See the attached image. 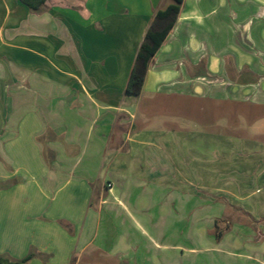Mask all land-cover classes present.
Listing matches in <instances>:
<instances>
[{
  "label": "crops",
  "instance_id": "obj_1",
  "mask_svg": "<svg viewBox=\"0 0 264 264\" xmlns=\"http://www.w3.org/2000/svg\"><path fill=\"white\" fill-rule=\"evenodd\" d=\"M169 3L47 0L34 13L0 0V83L10 76L13 93L19 81L32 93L28 147L13 150L12 172L0 164V256L177 264L180 252L197 264L202 252L172 244L162 225L177 197L191 202L197 188L207 203L264 215L244 189L264 188V0H183L140 93L127 94L136 50ZM157 194L166 207L151 218L143 195ZM229 240L236 253L217 248L226 258L264 264L262 242ZM244 245L250 255L237 253Z\"/></svg>",
  "mask_w": 264,
  "mask_h": 264
},
{
  "label": "rangeland",
  "instance_id": "obj_2",
  "mask_svg": "<svg viewBox=\"0 0 264 264\" xmlns=\"http://www.w3.org/2000/svg\"><path fill=\"white\" fill-rule=\"evenodd\" d=\"M10 78V76H7L5 83H0V90H3L0 91V155H2V157L0 156V164L7 172H12L11 166H19L22 160V157L16 156L14 151H18L21 148L25 150L28 147L27 141L22 139L25 130L20 128L24 127L27 115L31 111L26 107V101H28L27 96L32 95L30 91L26 90L24 81H19V83L22 84L20 85L22 87L19 89L21 91H15L18 96L17 103L13 110H11L9 97L15 92L13 93L11 90ZM15 120L19 121L18 125H15ZM37 140L40 142V139ZM1 165L0 171H4ZM256 188L255 185L251 184L244 187L248 194L253 192L251 201H253L256 208L260 209L264 206L262 202L264 200V188L258 187L259 191L255 192ZM186 190L189 189L179 188L177 191L180 195V193L184 194ZM193 190L197 195L193 201L186 202L185 197H183L184 199L181 201L179 196L175 204L171 205V203H169V205H167L169 206L168 210L171 211L172 216L171 218L167 217V219L163 217L162 225L163 227L167 226L172 229V231L175 230L176 235H172L171 243L186 249H199L202 254H198L197 264H228L226 261L232 262L231 264H254L243 258L237 257L229 260V258L221 254L217 248L236 253L233 249L228 248V246L232 244V241L229 239L233 238L238 241L242 239L243 241L245 239L248 241L250 239L252 240L250 243L254 245H260V242L264 244V237L262 235V233H264V215L259 217L258 220H255L247 215L244 209L239 206H234L228 202L224 203L225 205L221 202H212V200H217V198L213 197H210V203H207L206 191L197 188ZM161 195L162 194L154 195V200L156 202L150 201L152 200L151 196L143 195L148 200L146 205H143V207L145 206L144 211H148L147 214H151V218L159 214L160 208L166 207V203L162 200L163 197ZM260 202L262 203L260 204ZM222 207H224L223 210ZM131 213L137 215L138 211L134 212V210H132ZM106 222V217L103 213L98 238H100L102 231H104L107 224ZM219 233L221 234L220 238L217 237ZM260 239L261 241H259ZM223 246L228 249H224ZM213 248L216 250L214 251ZM242 248L243 249L237 251L238 254L242 256L251 254L246 245L242 246ZM257 254L264 261V251L261 255L259 253ZM177 256V264H190L192 262V259L187 260L181 258L180 252L177 253Z\"/></svg>",
  "mask_w": 264,
  "mask_h": 264
},
{
  "label": "trees",
  "instance_id": "obj_3",
  "mask_svg": "<svg viewBox=\"0 0 264 264\" xmlns=\"http://www.w3.org/2000/svg\"><path fill=\"white\" fill-rule=\"evenodd\" d=\"M46 1L19 0L29 11L34 13L41 12ZM182 2L183 0H170L168 5L154 13L142 42L136 50L134 62L125 87L127 94L138 95L140 93L149 62L174 25ZM220 236V233L217 234L218 238ZM31 257L32 254L30 253L20 260H12L8 257L0 256V264H27Z\"/></svg>",
  "mask_w": 264,
  "mask_h": 264
}]
</instances>
